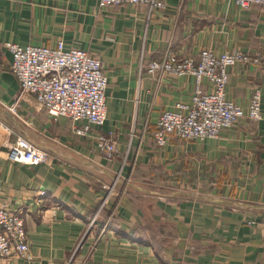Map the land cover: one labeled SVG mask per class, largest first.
<instances>
[{
  "label": "crops",
  "instance_id": "0c3cea01",
  "mask_svg": "<svg viewBox=\"0 0 264 264\" xmlns=\"http://www.w3.org/2000/svg\"><path fill=\"white\" fill-rule=\"evenodd\" d=\"M101 8L99 0H0V202L23 208L31 260L0 264H264V8L236 0H162ZM86 50L109 78L107 120L51 117L20 93L6 43ZM204 49L260 56L228 68L227 99L263 117L244 118L213 139L174 135L158 146L156 123L191 104L193 75L148 72L169 52L199 60ZM204 91L211 90L205 78ZM16 103V109L12 106ZM112 158L97 137L111 134ZM18 136L52 159L14 162ZM111 189V190H110Z\"/></svg>",
  "mask_w": 264,
  "mask_h": 264
},
{
  "label": "built area",
  "instance_id": "2783aa9c",
  "mask_svg": "<svg viewBox=\"0 0 264 264\" xmlns=\"http://www.w3.org/2000/svg\"><path fill=\"white\" fill-rule=\"evenodd\" d=\"M236 1L242 8L253 5L264 8V0ZM122 4H146L151 10L166 7L162 0H99L101 8ZM5 45L13 56L11 70L20 82L16 102L24 94H31L51 117H66L81 122L75 127L78 135H86L93 126L105 124L109 78L100 59L86 50L67 48L62 41L55 48L13 42ZM260 60V56L252 57L240 50L217 54L211 49L202 50L199 60L179 57L172 52L161 59L151 60L147 66L149 73L161 72L176 77L193 75L197 81L191 104L178 103L175 110H166L158 118L156 144L164 145L169 135L184 140L213 139L223 128L244 118L261 120L263 113L259 90L253 94L247 110L227 99L228 68ZM205 78L211 84L210 91L201 87ZM15 105L12 110L16 109ZM97 140L99 150L112 158L117 151L116 138L112 133L101 134ZM8 150L12 161L27 165L42 164L52 159L46 150L21 136L8 144ZM7 258L31 260L32 255L23 208L9 209L0 202V261Z\"/></svg>",
  "mask_w": 264,
  "mask_h": 264
}]
</instances>
